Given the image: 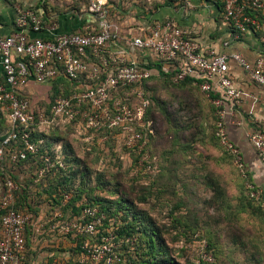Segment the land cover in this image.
<instances>
[{
  "label": "built area",
  "instance_id": "2783aa9c",
  "mask_svg": "<svg viewBox=\"0 0 264 264\" xmlns=\"http://www.w3.org/2000/svg\"><path fill=\"white\" fill-rule=\"evenodd\" d=\"M88 1L87 11L97 21L82 31L56 32V23L47 25L36 10L15 5L17 29L0 36V113L6 114L10 125L7 131L0 129V264H28L26 232L33 225V216L17 209L20 186L6 172L9 164L15 166L30 153H40L39 143L43 140L37 143L36 136L60 122L79 119L83 129L92 133L89 139L107 128L118 129L128 147L142 151L148 143L137 127L145 125L143 119L152 104L143 84L153 71L139 61L138 51H150L168 68L174 67L175 82L201 75L204 80L199 87L208 96L213 90L220 93L212 98L218 109L217 134L237 167L245 177L250 174L240 146L229 136V125L242 129L264 164V128L251 110L257 125L246 124L244 91L236 86L230 73V61L234 60L253 83L264 86V56L251 63L239 51L212 50L206 54L201 43L172 19L158 21L146 34L126 37L112 21L107 0ZM217 1L230 23L231 42L240 40L250 29L258 31L264 27V0ZM250 11L257 12L256 16ZM259 14L263 15L262 21ZM44 30L51 35H41ZM60 78L77 82L73 92L57 96L48 109L38 107L34 93L27 91L30 84L47 85ZM125 89L130 90V95H117ZM250 95L256 98L255 94ZM108 138L105 135L102 140ZM13 144H18L14 150ZM41 159L44 165L38 171L39 178L57 166L49 155L42 154ZM141 162H147V158ZM58 164L64 166L60 160ZM248 186L251 197L262 196L263 190L253 181ZM62 218L63 214L56 211L44 226L50 223V231L60 235L87 236L78 264H123L121 244L112 230L105 233L102 229L107 217L99 208H85L80 219ZM135 241L132 237L126 239L131 245Z\"/></svg>",
  "mask_w": 264,
  "mask_h": 264
},
{
  "label": "rangeland",
  "instance_id": "374dc122",
  "mask_svg": "<svg viewBox=\"0 0 264 264\" xmlns=\"http://www.w3.org/2000/svg\"><path fill=\"white\" fill-rule=\"evenodd\" d=\"M109 2L119 9L117 0ZM125 2V9L149 4L147 0ZM88 4V0H64L53 7L57 14H77L87 10ZM145 91L152 104L143 119L148 138L143 157L135 158L140 150L125 145L121 135L107 145L109 139L105 142V135L96 133L93 136H99L108 153L96 160L97 167L107 170L106 180L112 187L123 188L125 198L152 203L158 225L172 241L174 264H264V210L248 204L247 177L217 134L219 117L213 99L193 83L175 82L173 75L152 77ZM48 95L47 91L38 96L46 101ZM144 157L147 162L142 163ZM44 198L39 197L35 222L39 232L49 218ZM47 233L49 237H38L35 250L41 251L42 244H56L53 232ZM57 241L61 245L56 247L72 245L68 238ZM68 259L62 256L58 261L65 264Z\"/></svg>",
  "mask_w": 264,
  "mask_h": 264
},
{
  "label": "trees",
  "instance_id": "16d2710c",
  "mask_svg": "<svg viewBox=\"0 0 264 264\" xmlns=\"http://www.w3.org/2000/svg\"><path fill=\"white\" fill-rule=\"evenodd\" d=\"M48 6L47 1H45L43 6H40L44 13L37 11L36 8L34 10L43 16L47 25H53L57 19L49 21L47 16L49 11ZM49 8L51 11L55 10L53 6ZM109 11L111 16V10L109 9ZM250 14L256 16L257 12L250 11ZM258 16L262 21L263 15L259 14ZM258 31L264 34V27ZM174 72L175 68L170 67L165 71L164 76L170 75L172 77ZM154 76H157V74L152 73L151 77L144 81L143 86L145 89L148 88V82ZM203 80L201 75L195 74L185 79L184 82H190L199 86ZM76 85V81L72 82L65 78H60L51 84H45L44 90L46 91L47 89L49 95L46 101H42L38 95L35 96L38 107H46L48 109L57 96H69ZM118 94L130 95V90L125 89ZM219 95V92L213 90L210 97L213 98ZM149 96L151 97V95ZM132 98L135 97L132 95ZM0 118V129L7 131L10 125L6 120V114L1 112ZM81 124L80 120L76 119L60 122L55 126L48 127L41 135L39 134L35 137L37 143L39 140H43V143H39L40 153H30L26 160H20L15 166L9 164L6 174L12 177L20 186V190L17 192L16 207L18 210L27 212L33 216V225H30L26 232L28 264H32V260H35L34 258L37 259L43 250L37 251L33 249L30 240V235L34 233L37 235L38 232H36V225L34 226V224L39 214V197L43 195H45L44 199L48 201L50 207L47 218L51 217L56 211H60L63 214L62 219L64 220L80 219L87 207H97L101 212L105 213L107 218L104 221L102 229L105 233L112 230L117 235V242L121 244L120 251L123 257V264H174L172 241L168 240L163 232V228L158 225L152 212L154 208L152 203L148 200H145V202H134L125 198V190L123 188L112 187L110 182L106 180L107 175L105 177V174L107 170H100L97 167L99 162L96 163V160L104 158L105 154L108 155L103 145L98 142V137L100 135H109L108 145L113 139L114 141H119L118 136H120V131L118 129L110 130L104 128L97 133L99 136H92L89 139L88 136L92 133L83 129ZM137 128L148 139L143 132V128L141 126ZM234 129L232 125H229L228 133L231 140H234ZM19 146L22 147L20 144ZM15 147H18V144H13L11 149L14 150ZM42 154L49 155L57 166L39 178L38 171L44 165L41 159ZM135 154V158L140 159L141 156L143 157L141 151ZM59 160L64 163V166L58 164ZM26 166H29L27 171L32 177H30L29 182L23 183L19 181V177L15 174ZM97 179L100 180L99 183ZM246 180L248 204L252 209L260 208L264 210L263 195L260 198H253L250 195L251 190L248 183H252L253 181L251 174L247 176ZM30 200H32V203ZM170 214L169 217L174 222L173 213L170 212ZM50 225L48 223L42 228L40 236L45 234V236L49 237L47 232L50 230ZM53 234L55 236L53 240L68 238L72 245L53 247L52 249H55L56 253L50 258L51 262L49 264H60L57 259L62 258V256L69 258L65 264H78L77 258L81 253V245L88 239L87 236L79 235L73 237L72 235H60L57 231L53 232ZM128 237L136 238L134 245L126 242ZM204 263L206 262H200V264Z\"/></svg>",
  "mask_w": 264,
  "mask_h": 264
},
{
  "label": "crops",
  "instance_id": "0c3cea01",
  "mask_svg": "<svg viewBox=\"0 0 264 264\" xmlns=\"http://www.w3.org/2000/svg\"><path fill=\"white\" fill-rule=\"evenodd\" d=\"M45 1L49 5L47 13L49 21L57 19L54 22L56 23L55 26L57 25L56 32L64 33L83 30L87 25L95 24L97 21L95 16L87 10L78 12L77 14L71 11H60L57 14L58 12L55 10H50L49 7L55 6V2L63 3L64 0H0V36L10 35L17 29L15 5H19L22 8H36L37 11L44 13L40 6H43ZM107 1L108 8L111 10L112 21L126 37L146 34L158 21L172 19L181 28L189 31L192 37L201 43L203 52L206 54L212 50H215L216 53L239 51L251 63H254L259 56H264V34H261L260 31L256 32L250 29L242 35L240 40L233 39V42H231V26L225 18L222 5L217 0H147L149 4L145 8L134 4L128 9L124 7L126 4L125 0L123 1L124 4L121 3L122 0H117L119 8L117 10L113 3L111 4L109 0ZM157 2L161 3L156 8L154 4ZM50 33V31L44 30L41 35L50 36ZM228 42L230 44L227 45ZM137 58L140 62L147 64L153 73L157 75H164L165 71L169 69L166 64L160 62L158 57L150 51H138ZM230 65V73L236 86L244 91L242 108L246 124L256 127L255 125L257 124L253 121L254 117L259 120L260 127L264 128V86L253 83L247 72L236 61L231 60ZM44 86L30 84L27 91L37 96L47 91V89L46 91L44 90ZM252 93L256 95V98L251 97L250 94ZM250 110L253 112V117L250 114ZM233 127L235 128L233 130V141L240 146L244 159L248 164L251 178L263 190L262 195L264 197V164L258 151L245 137L242 129ZM28 168L29 166H26L23 170L16 172L15 175L19 177V181L23 183L29 182L32 176L28 173ZM2 191L3 187L0 179V194ZM30 201L32 203V200ZM34 234L30 235V240L32 248L36 249L40 232L37 235ZM44 236L45 234L41 235V237ZM52 243L56 244H42V249H44L40 252L34 264H49L51 262L50 258L56 253V250L52 248L61 245V243L59 244L55 240H52ZM49 246L53 247L50 248Z\"/></svg>",
  "mask_w": 264,
  "mask_h": 264
}]
</instances>
